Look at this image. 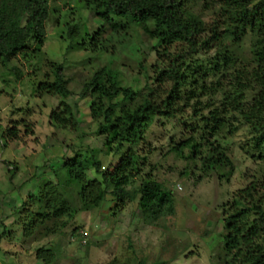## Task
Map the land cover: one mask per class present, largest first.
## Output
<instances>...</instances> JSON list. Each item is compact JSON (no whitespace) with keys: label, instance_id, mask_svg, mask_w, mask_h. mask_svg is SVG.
<instances>
[{"label":"rangeland","instance_id":"obj_1","mask_svg":"<svg viewBox=\"0 0 264 264\" xmlns=\"http://www.w3.org/2000/svg\"><path fill=\"white\" fill-rule=\"evenodd\" d=\"M47 1L49 16L41 47L17 55L5 68L0 66V264H43L35 257L40 248L52 253L48 264H109L112 260L119 264H221L222 206L230 202L233 193L252 182L264 193V163L255 160L248 128L229 115L225 119L231 126L223 128L212 140L224 149L232 163L231 171L226 166L204 171L199 158L186 159L187 150L180 156L175 154L171 150L175 144L193 138L188 128L193 126L190 124L193 121L188 120L192 110L184 106V101L178 103L181 116L170 120L155 118L143 142L132 147L139 157L137 171L125 187L128 193L137 191L145 176L161 184L170 191V215L150 224L138 209V196L133 201L124 200L119 208L108 197L98 208L80 211L76 188L71 185L60 193V202L76 210L71 219L61 214L23 231L24 215L16 217L15 210L29 195H38L44 184L56 183L53 173L59 169L63 157L71 156L75 150H93L101 169L111 170L127 148L124 146L114 155L105 153L103 138L94 134L97 124L89 117L90 99L80 98L82 85L96 71L111 69L118 75L117 86L135 92L138 102L147 87L156 89L153 81L161 68L160 57L171 59L187 50L185 44H173L168 54L162 56L156 53V41L148 37L143 27L133 25L130 35L138 61L131 59L125 48L117 47L110 53L111 60L108 53L94 58L87 51L69 48L66 22L78 24L80 32L75 40L90 37L97 29L107 32L109 26L83 10L79 0ZM213 3L214 0L187 1L179 10L181 21L194 22L201 29V37L206 38L209 28L218 20ZM65 12H69L66 17ZM249 49L250 36L246 35L238 43L226 38L209 52L203 50L186 58L184 67L197 72L199 83L207 89L211 87L213 92L210 97L199 93L198 99L220 102L235 70L250 67ZM224 50L229 51L232 64L215 72L214 58H220ZM52 63L62 65L66 89L70 92L62 100L37 93L34 88L53 81ZM11 68L21 76L18 81L10 74ZM167 89L164 84L155 94L162 99ZM256 93L257 89L245 93L246 102ZM120 99L118 96L113 102ZM60 101L69 105L73 127L51 126L48 115ZM14 122L20 123L18 139L3 140L5 130ZM201 151L205 154L206 147ZM42 211L35 204L25 217L32 218ZM62 222L65 226L60 227Z\"/></svg>","mask_w":264,"mask_h":264},{"label":"trees","instance_id":"obj_2","mask_svg":"<svg viewBox=\"0 0 264 264\" xmlns=\"http://www.w3.org/2000/svg\"><path fill=\"white\" fill-rule=\"evenodd\" d=\"M79 1L82 9L101 23L107 24L109 31L97 29L90 37L85 35L75 40L80 32L79 26L75 22H66L65 36L72 50L87 51L94 58L108 53V60H111L113 54L110 53L114 47L125 48L128 56L138 61L130 35V27L133 25L143 27L148 37L156 41V53L159 52L162 56L168 54V49L173 44H185L187 50L171 59L160 57L161 62L158 64H161V68L153 83L155 90L164 84L168 85L162 99H159L154 89L147 87V92L135 102L136 93L119 88L118 75L111 69L96 71L82 85L80 98L90 99L87 105L89 117L97 124L94 134L103 138L105 153L114 155L120 153L124 146L127 148L111 170L101 169L93 150H75L71 156L63 157L59 169L53 173L56 183L44 184L38 195H29L15 210L16 217L24 215L23 220L21 219L23 231L61 214L66 219H71L75 208L71 205L69 208L66 202H60L61 191L71 185L76 188L80 211L96 209L108 197L119 208L124 200L133 201L138 196V209L150 224L159 217L170 215V191L161 184L145 176L137 191L128 193L125 187L137 171L139 157L132 147L143 142L155 118L170 120L181 116L178 103L182 101L184 106L192 110L188 120L193 121L190 123L193 126L188 128L193 133V138L188 137L175 144L171 148L175 154L180 156L183 150H187L186 159L199 158L204 171L221 166L229 167L231 171L232 163L226 157L224 149L212 140L223 128L231 126L225 119L229 115L233 120L239 119L248 128L252 136L251 149L256 153L255 160L264 163V0H214L211 5L217 7L218 20L209 28L206 38L201 37V29L194 22L181 21L179 10L189 0ZM47 3V0H0L1 67L8 66L17 55L33 52L35 48L41 47L45 36L44 26L49 16ZM68 13L65 12L64 16H68ZM246 35L250 36V67L247 69L241 66L235 70L228 83V90L221 93L220 102L198 99L199 93L210 97L213 92L211 87L207 89L199 83L197 72L188 66L184 67L186 58L200 54L203 50L207 53L226 38L231 39L232 43H238ZM228 54L229 51L224 50L220 58H214L215 72L232 64ZM50 65L53 81L39 83L34 88L37 93L65 99L70 92L66 89L63 67L56 63ZM10 74L14 81L21 77L14 68H11ZM255 89L257 93L247 103L245 93ZM118 96L120 101L114 103L113 100ZM72 115L69 105L60 101L50 111L48 118L52 127L66 128L75 125ZM19 124L14 122L7 127L3 140L16 141L20 132L17 128ZM23 134H28L27 126ZM203 147H206L205 154L201 151ZM89 174L94 176L90 178ZM35 204L42 207V213L26 219L25 215ZM222 207L221 264H264V193L260 191V187L254 182L246 185L233 193L230 202ZM64 224L62 222L59 226H65ZM51 256L50 250L42 248L35 255L43 264H48ZM109 264L119 263L112 260Z\"/></svg>","mask_w":264,"mask_h":264}]
</instances>
